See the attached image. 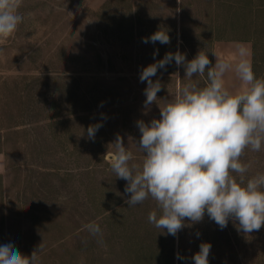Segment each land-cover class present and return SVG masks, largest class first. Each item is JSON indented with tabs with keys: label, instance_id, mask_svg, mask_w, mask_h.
I'll return each mask as SVG.
<instances>
[{
	"label": "rangeland",
	"instance_id": "374dc122",
	"mask_svg": "<svg viewBox=\"0 0 264 264\" xmlns=\"http://www.w3.org/2000/svg\"><path fill=\"white\" fill-rule=\"evenodd\" d=\"M185 1L172 34L174 0H21L22 22L0 40V245L25 256L41 245L38 264H194L210 243L209 264H264V225L244 233L229 220L221 229L205 213L174 237L149 222L160 214L151 197L129 207L127 181L111 169L117 135L142 162L136 122L159 119L182 86L207 85L217 41H251L255 76L264 78V0ZM160 23L170 43H144ZM177 51L187 61L202 51L211 64L192 80L174 60L158 69L152 80L162 88L145 108L142 69ZM241 162L251 165L247 178L264 173V145ZM93 222L102 238L87 230Z\"/></svg>",
	"mask_w": 264,
	"mask_h": 264
},
{
	"label": "clouds",
	"instance_id": "9594fccd",
	"mask_svg": "<svg viewBox=\"0 0 264 264\" xmlns=\"http://www.w3.org/2000/svg\"><path fill=\"white\" fill-rule=\"evenodd\" d=\"M20 5L21 0H0V40L9 38L22 22ZM143 42L168 44L170 37L158 30ZM237 54L234 66L216 56L215 65L207 67L211 61L206 53L200 51L187 61L185 54L177 51L143 68L139 78L147 81L145 108L156 103L162 88L160 80L153 82L152 77L173 60L178 67L184 66L189 80L194 74L203 76L207 67L208 83L204 87L196 83L182 86L159 106V119L136 122L141 133L136 147L143 153L142 162H132L133 153L121 136L112 143L115 151L110 165L117 178L127 181L124 191L131 195L126 203L135 206L151 197L160 214L150 212L149 222L174 237L186 226V218L191 226L201 222L205 213L221 229L229 220L238 221V230L244 233L264 225V173L247 178L251 165L241 162L246 149L259 152L264 145V78L255 76L250 52L243 44H237ZM229 71L242 83L236 93L225 86L224 76ZM101 126L90 125L88 138L94 139ZM86 228L102 238L98 224ZM199 249L192 257L194 264H209L211 244L201 243ZM40 251L41 245L25 256L14 244H3L0 264H38ZM177 258L182 257L177 254Z\"/></svg>",
	"mask_w": 264,
	"mask_h": 264
},
{
	"label": "crops",
	"instance_id": "0c3cea01",
	"mask_svg": "<svg viewBox=\"0 0 264 264\" xmlns=\"http://www.w3.org/2000/svg\"><path fill=\"white\" fill-rule=\"evenodd\" d=\"M237 44H243L250 52V59L253 65V71L255 74V54H254V45L249 40H220L217 41L213 47V53L216 54L217 57L231 61L233 66L235 62L238 60L237 54ZM216 56L213 54L212 66L216 63ZM225 86L229 89V91L236 93L240 91L242 87L241 81L238 79L234 71H229L224 76ZM7 170V159L5 154L0 153V175L5 174Z\"/></svg>",
	"mask_w": 264,
	"mask_h": 264
},
{
	"label": "trees",
	"instance_id": "16d2710c",
	"mask_svg": "<svg viewBox=\"0 0 264 264\" xmlns=\"http://www.w3.org/2000/svg\"><path fill=\"white\" fill-rule=\"evenodd\" d=\"M186 7H187V3L185 0H174V4H172V15L170 16V20L172 22V34H176L177 32V28H178V21L179 19L183 20V16L186 13ZM184 21V20H183ZM162 23V22H161ZM160 23V26H157V28H155V32L158 30H164L163 29V25ZM133 28V23L131 22L130 25H128V30ZM158 29V30H157ZM184 30V28H183ZM195 58V57H193ZM255 69H256V58H255Z\"/></svg>",
	"mask_w": 264,
	"mask_h": 264
}]
</instances>
